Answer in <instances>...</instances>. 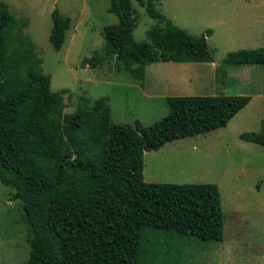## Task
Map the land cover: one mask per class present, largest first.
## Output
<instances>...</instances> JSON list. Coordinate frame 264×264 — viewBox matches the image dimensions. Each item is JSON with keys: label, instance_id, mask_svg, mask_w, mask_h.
<instances>
[{"label": "trees", "instance_id": "trees-1", "mask_svg": "<svg viewBox=\"0 0 264 264\" xmlns=\"http://www.w3.org/2000/svg\"><path fill=\"white\" fill-rule=\"evenodd\" d=\"M134 0H110L117 23L103 30L104 43L82 66L114 62L118 72L142 82L156 62H212L206 34L195 36L163 17L153 0H135L163 25L149 29V42L134 39ZM49 41L63 46L70 19L51 13ZM0 1V182L19 200L28 227L26 264H145V230L221 241L225 214L214 183H149L143 156L166 143L227 125L247 95H169L168 113L137 130L112 124L107 97L89 105L85 96L65 112L67 89L51 90L33 40ZM225 65H264V46L229 52ZM240 138L264 145L258 132Z\"/></svg>", "mask_w": 264, "mask_h": 264}, {"label": "rangeland", "instance_id": "rangeland-1", "mask_svg": "<svg viewBox=\"0 0 264 264\" xmlns=\"http://www.w3.org/2000/svg\"><path fill=\"white\" fill-rule=\"evenodd\" d=\"M25 22L51 77V90L67 89L65 112L76 110L80 97L89 105L108 98L111 123L137 130L168 113V95H247L248 104L226 126L166 143L143 156V179L149 183H214L225 214L223 239L203 241L192 236L145 230V248L155 260L145 264H264V145L240 138L258 132L264 119V65H225L229 52L264 46V0H153V8L188 33L206 36L212 62H156L146 66L142 82L114 62L102 68L83 67L82 61L103 43V30L117 23L108 11L110 0H0ZM137 21L133 36L149 42L148 31L163 25L146 6L133 1ZM54 9L70 19L60 50L49 35ZM0 182V264H26L30 243L19 200ZM42 264H54L43 258Z\"/></svg>", "mask_w": 264, "mask_h": 264}, {"label": "crops", "instance_id": "crops-1", "mask_svg": "<svg viewBox=\"0 0 264 264\" xmlns=\"http://www.w3.org/2000/svg\"><path fill=\"white\" fill-rule=\"evenodd\" d=\"M168 96H169V95H168ZM166 97H167V96H166ZM166 97H165V98H166ZM164 101H165V99H164Z\"/></svg>", "mask_w": 264, "mask_h": 264}]
</instances>
